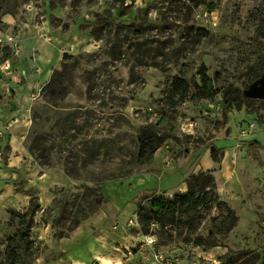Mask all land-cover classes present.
<instances>
[{
    "label": "rangeland",
    "instance_id": "rangeland-1",
    "mask_svg": "<svg viewBox=\"0 0 264 264\" xmlns=\"http://www.w3.org/2000/svg\"><path fill=\"white\" fill-rule=\"evenodd\" d=\"M1 4L8 12L0 19L1 99L16 100L11 112L20 107L23 115L1 123L0 264H110L107 257L152 264L155 256L172 264H261L264 173L249 197L229 194L237 218L230 232L220 229L224 211L215 204L191 220L177 212L147 229L137 210L154 196L209 189L205 174L192 170L214 150L220 161L237 144L234 151L246 149L244 157L250 148L264 164V100L253 113L244 96L264 79L256 76L264 0ZM26 69L40 84L24 92L21 108ZM147 125L163 137L152 160L137 163L136 137ZM120 170L129 174L119 179ZM31 198L38 211L30 229L21 228L27 244H11Z\"/></svg>",
    "mask_w": 264,
    "mask_h": 264
},
{
    "label": "trees",
    "instance_id": "trees-1",
    "mask_svg": "<svg viewBox=\"0 0 264 264\" xmlns=\"http://www.w3.org/2000/svg\"><path fill=\"white\" fill-rule=\"evenodd\" d=\"M3 0H0V19L1 17L8 13L3 12L1 6ZM260 63H262V66L260 69H258V72L256 74L257 77H260V75L264 74V56L260 57ZM201 80L202 89L205 93H211V85L210 81L206 80V78H202ZM52 85V82H50L47 86L50 87ZM181 93V100H183L186 97L185 92ZM169 103H172L170 99H172V96H167ZM250 104L253 108V113H256V109L258 106L262 103L260 100H249ZM69 120L67 121L68 130L71 129L72 126V119L68 117ZM163 135L160 134L159 130H157L152 125H147L140 129L138 131L136 140H137V153L135 160L137 163H146L153 158L154 150L157 148V141L159 139H162ZM40 143V138H35L31 146L29 147V152L32 153V149L37 148ZM217 150H214L211 152V157L214 161L217 160ZM66 174L70 177H73V174H78L77 172H70L68 169L65 170ZM120 176H116L119 179H122L126 177L129 174V171L122 172L119 171ZM114 178H110V180H114ZM101 198V197H100ZM97 204H100V201L97 202ZM209 204H215L216 208L219 209L223 207L224 216L222 217L219 226L220 229L225 230L226 232H230L233 227L235 226L237 222L236 215L234 211L223 201L219 199L217 194H215L213 191L207 189L202 191L201 193H198L197 191H187L183 194H177L174 195L172 198H167L164 196H154L150 198L146 203L139 204L138 210H137V218L139 223L142 225L143 228L149 227L151 223H160L163 224L165 221V218L168 216H173L175 213L180 212L184 215L189 216V219L191 220L197 216V213L199 210H201L203 207H208ZM38 211V202L34 199H30L28 210L20 215H17V224H16V233L14 236L13 242H10L11 244L18 245L21 244H27V239L24 237L25 234L23 233L22 229L23 225L26 224V229H30L32 224V218L34 217L35 213ZM187 235H191L190 229L187 230ZM18 238V239H16ZM263 258L261 264H264V249H263ZM14 255V253L12 254ZM239 264H246L244 260H241Z\"/></svg>",
    "mask_w": 264,
    "mask_h": 264
},
{
    "label": "crops",
    "instance_id": "crops-1",
    "mask_svg": "<svg viewBox=\"0 0 264 264\" xmlns=\"http://www.w3.org/2000/svg\"><path fill=\"white\" fill-rule=\"evenodd\" d=\"M5 21H8L5 19ZM28 69H26L25 72V80L23 81V86L19 89L20 91H23L22 94H20L21 98H23V106L21 108H24L29 98L24 93L29 88H36L39 86L40 81H36L35 75H29ZM15 79V77H13ZM5 83L2 79V76L0 75V131H4L1 127V123L4 121H10L11 125L15 124L14 120H16L19 123V120H17L14 115L18 114L20 116L23 115L20 111V107H17L19 110L16 112H11V109L13 111V107L18 106L16 100H3L4 93H5ZM25 95V96H24ZM2 98V99H1ZM9 105H12V108H9ZM15 118V119H12ZM0 136H2L0 134ZM7 139L2 136V139L0 142H4V140ZM238 146L237 144L234 145V148ZM234 148H225L223 149L222 157L220 161H214L213 158L209 155L203 156V159L201 160L202 163H199L196 167L194 166L192 173L197 175L198 172H200L201 176L205 174V177L207 179V188L209 190L213 191L215 194L219 195L223 198L225 203L233 205L230 195L234 190H239V194L241 196L249 197L251 194V188H253L254 183H258V179L262 177V174L264 173V164H260L258 160H256L251 153L250 148L248 149V152L243 157V152L246 149H242L241 151H234ZM264 156V153H263ZM200 161V162H201ZM264 177V176H263ZM262 177V178H263ZM188 182L184 183V187L186 189ZM187 191V190H184ZM253 201V202H252ZM249 206L255 207L256 200L247 201ZM110 264H120L118 259H114L111 257H107L106 259ZM106 261V262H107Z\"/></svg>",
    "mask_w": 264,
    "mask_h": 264
},
{
    "label": "water",
    "instance_id": "water-1",
    "mask_svg": "<svg viewBox=\"0 0 264 264\" xmlns=\"http://www.w3.org/2000/svg\"><path fill=\"white\" fill-rule=\"evenodd\" d=\"M244 96L251 100H264V79L260 81L258 86L252 85L245 93ZM213 151V148L211 149Z\"/></svg>",
    "mask_w": 264,
    "mask_h": 264
},
{
    "label": "built area",
    "instance_id": "built-area-1",
    "mask_svg": "<svg viewBox=\"0 0 264 264\" xmlns=\"http://www.w3.org/2000/svg\"><path fill=\"white\" fill-rule=\"evenodd\" d=\"M210 17H211L210 14H208L206 12L202 14V19L209 26L216 27L217 26L216 22L214 20H211ZM152 264H172V263L170 262V260L168 258H165V257L162 258L160 256H155V258L153 259Z\"/></svg>",
    "mask_w": 264,
    "mask_h": 264
}]
</instances>
